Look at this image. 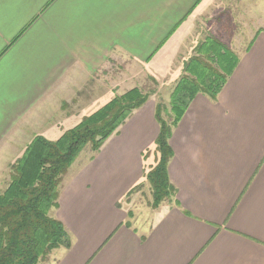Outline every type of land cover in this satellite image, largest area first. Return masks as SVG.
Here are the masks:
<instances>
[{"label":"crops","instance_id":"obj_1","mask_svg":"<svg viewBox=\"0 0 264 264\" xmlns=\"http://www.w3.org/2000/svg\"><path fill=\"white\" fill-rule=\"evenodd\" d=\"M201 19L225 46L231 27L251 36L216 101L195 96L172 130L177 205L127 215L156 162L152 96L70 166L51 216L71 247L39 264H264V0H0V193L35 137L58 140L134 87L103 71L113 60L141 67L168 103Z\"/></svg>","mask_w":264,"mask_h":264},{"label":"trees","instance_id":"obj_2","mask_svg":"<svg viewBox=\"0 0 264 264\" xmlns=\"http://www.w3.org/2000/svg\"><path fill=\"white\" fill-rule=\"evenodd\" d=\"M193 54L183 62L182 75L172 87L168 105H155L154 118L159 126L154 142L156 162L144 175L153 209L163 203L177 205L176 189L168 176L173 128L195 96L216 101L239 62V57L211 34L196 45ZM153 94L133 88L83 118L58 140L33 139L22 157L10 166L9 182L0 193V264H39L53 250L71 247L63 224L51 216L58 207L64 176L87 146L92 159Z\"/></svg>","mask_w":264,"mask_h":264},{"label":"rangeland","instance_id":"obj_3","mask_svg":"<svg viewBox=\"0 0 264 264\" xmlns=\"http://www.w3.org/2000/svg\"><path fill=\"white\" fill-rule=\"evenodd\" d=\"M204 20L205 19H201L200 22L197 23L198 33L194 34L193 38L190 39V41L187 44V48L189 46L190 49L188 48L184 50L183 52L184 55L182 58L185 61H187L191 56L194 55L193 50L191 52L192 47L194 49L199 42L203 41V39L206 36L211 34V32H207L206 31L207 29L204 28V25L206 22V20L205 21ZM226 34L225 35L231 39L230 46H229L230 48L226 46L229 50H231L237 56H239L242 52L246 51V47L248 46L246 42L249 40L251 36L249 33L246 32L244 35L242 34L239 28L234 29L233 27H231L229 30H227ZM212 36L215 37L214 34ZM103 71L105 73H109V75L112 76L113 78H117L120 74L123 73L124 75V73H126L129 78V82L127 84L129 88L134 86L133 88H138L143 91H153L154 92L153 96H156L157 102L164 103V100L162 99V97H164L167 94L166 92L168 90H166L165 88L161 89L160 84H158L155 80L154 81L150 80L148 76L144 75L141 70V67H136V66H131V65L125 66V64H123L122 62L113 60L109 65H106L104 67ZM171 90H172V87L169 90L170 93H171ZM168 103H164V104L168 105ZM91 155L92 153L90 151V147L87 146L80 153V155L78 156L77 160L75 161L71 169H73L80 163L90 158ZM147 155L148 156L152 155L155 157L156 155L154 154V148L149 150L147 153H145L146 157ZM124 201L128 202V204H132V207H130L129 210H127L128 219H130V221L133 218H136L137 220L146 219L147 222L150 221L149 214H151V212L154 209L151 207V193H150V187L147 183L139 184L138 186L134 187L130 191V193H128V195L125 197Z\"/></svg>","mask_w":264,"mask_h":264}]
</instances>
